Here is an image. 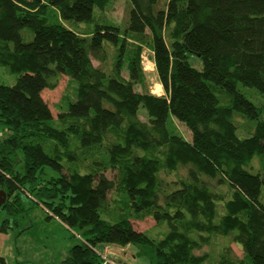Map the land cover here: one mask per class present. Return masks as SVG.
Wrapping results in <instances>:
<instances>
[{
	"label": "trees",
	"instance_id": "obj_1",
	"mask_svg": "<svg viewBox=\"0 0 264 264\" xmlns=\"http://www.w3.org/2000/svg\"><path fill=\"white\" fill-rule=\"evenodd\" d=\"M130 1L122 30L96 22L110 0H0V66L18 75L0 81V231L20 236L37 211L59 221L77 239L59 264H104L115 246L153 264H207L195 250L217 235L243 257L227 246L215 264H264V177L252 166L264 159L263 108L239 88L264 96V0ZM70 21L96 23L83 32ZM138 43L152 47L163 94L136 88ZM62 75L77 96L55 118L42 92ZM235 112L250 121L246 136ZM172 117L191 139L169 129ZM112 192L122 203L115 221L102 216ZM146 215L167 225L164 237L135 228L132 218ZM0 264H9L1 250Z\"/></svg>",
	"mask_w": 264,
	"mask_h": 264
},
{
	"label": "rangeland",
	"instance_id": "obj_2",
	"mask_svg": "<svg viewBox=\"0 0 264 264\" xmlns=\"http://www.w3.org/2000/svg\"><path fill=\"white\" fill-rule=\"evenodd\" d=\"M165 2L166 0H161L160 4L164 5ZM131 7L132 3L130 0H110L106 10L102 11L96 9V22L103 23L105 20H109L118 24L122 30H125L128 25ZM101 13L104 16L103 18H101ZM96 22L70 21L73 25H68L83 32H88L95 28ZM128 42L132 44L130 47L137 44L133 39H129ZM138 44L141 45L140 62L145 72L143 82L137 83L136 88L139 91L150 90L155 94H163L164 90L163 86L159 83L152 47L150 43ZM108 49L109 58L105 63H102V66L109 72L115 59V55L113 54L115 49L113 47H108ZM190 61L196 68H203L202 61L199 58L191 57ZM94 64L98 66L100 62L94 59ZM124 73L128 76L127 69H124ZM17 78V74H9L4 67L0 66V81L2 83L13 85L17 81ZM239 88L249 99L263 108L262 118L264 119L263 94L259 90L248 87L242 83H239ZM42 96L51 107L54 117L57 118L58 113L66 110L69 102L76 98L77 83L70 77L62 75L60 76L57 86L45 89L42 92ZM140 110L141 118L147 120V116L144 112L145 109L141 107ZM234 120L238 123L242 136L249 134L250 127L248 122L250 123V121L244 117V115L235 112ZM168 126L171 131L175 130L186 139H191V131L178 119L174 117L170 118ZM1 127L0 125V129ZM252 166L255 171L260 172L264 177L263 158L257 156L253 160ZM107 174L109 177L115 176L113 171H108ZM117 199V194L112 192L109 206L102 209V216L110 221H115L122 212V210L118 208V205L121 207L122 203L117 201L115 204ZM262 199L264 200V188ZM223 211L224 203L220 202L219 213L222 214ZM37 213L39 214V218L43 216L41 211H37ZM4 216L5 213L0 211V222ZM39 218L37 219L38 223L31 229L23 232L20 236H17L18 232L13 229H10L9 232L0 231V250L4 256H6L9 264H59L61 260L67 256L69 248L77 242V239L72 236L71 231L64 224L55 219ZM132 222L136 229L146 231L152 237H157L158 239L164 237L168 230L166 224H158L156 220L149 215L143 218L134 217L132 218ZM27 225H29V222H27L24 227ZM194 237L198 238V234H194ZM227 246H231L236 255L243 257V250L231 239V236L227 237L221 235L210 238L209 243L203 245L201 249H196L195 253H207L208 259L206 263L215 264L220 261L221 254L226 251ZM101 250H103V248H101ZM138 251L139 249L134 246H128L126 248L115 246L106 248L104 254L116 264H153L149 255H137Z\"/></svg>",
	"mask_w": 264,
	"mask_h": 264
},
{
	"label": "water",
	"instance_id": "obj_3",
	"mask_svg": "<svg viewBox=\"0 0 264 264\" xmlns=\"http://www.w3.org/2000/svg\"><path fill=\"white\" fill-rule=\"evenodd\" d=\"M6 197H7L6 192L1 190L0 191V206L6 201Z\"/></svg>",
	"mask_w": 264,
	"mask_h": 264
},
{
	"label": "built area",
	"instance_id": "obj_4",
	"mask_svg": "<svg viewBox=\"0 0 264 264\" xmlns=\"http://www.w3.org/2000/svg\"><path fill=\"white\" fill-rule=\"evenodd\" d=\"M144 64V62H143ZM146 68V67H145ZM104 264H116L112 259H110L108 256L104 255Z\"/></svg>",
	"mask_w": 264,
	"mask_h": 264
}]
</instances>
